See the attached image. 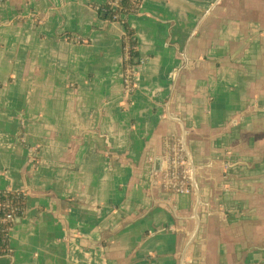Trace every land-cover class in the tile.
<instances>
[{
    "label": "crops",
    "instance_id": "1",
    "mask_svg": "<svg viewBox=\"0 0 264 264\" xmlns=\"http://www.w3.org/2000/svg\"><path fill=\"white\" fill-rule=\"evenodd\" d=\"M99 5L0 0V264H264V0Z\"/></svg>",
    "mask_w": 264,
    "mask_h": 264
},
{
    "label": "trees",
    "instance_id": "2",
    "mask_svg": "<svg viewBox=\"0 0 264 264\" xmlns=\"http://www.w3.org/2000/svg\"><path fill=\"white\" fill-rule=\"evenodd\" d=\"M142 0H114L117 6L112 12L110 7L99 5L98 13L105 15L110 21L117 22L124 15L135 13ZM140 62L137 53L136 41L130 33L122 37V72L124 80H127L126 88L132 92L131 80L134 68ZM129 83V84H128ZM26 209V196L20 191H0V256L11 253L8 245V234L14 222L5 219L7 215H12L14 219H22ZM14 220V221H15Z\"/></svg>",
    "mask_w": 264,
    "mask_h": 264
},
{
    "label": "built area",
    "instance_id": "3",
    "mask_svg": "<svg viewBox=\"0 0 264 264\" xmlns=\"http://www.w3.org/2000/svg\"><path fill=\"white\" fill-rule=\"evenodd\" d=\"M104 4L108 6L115 7L114 0H103ZM124 84L127 85V80H124ZM129 84V83H128ZM127 90V88H126ZM129 93V89L127 90ZM185 161L179 155L176 148L168 147L166 149V156H164L162 171L166 173L168 179L176 181L175 189L178 193L187 194L188 188L186 187V182L182 176L183 166ZM5 219L9 222H14V217L12 215H7Z\"/></svg>",
    "mask_w": 264,
    "mask_h": 264
},
{
    "label": "water",
    "instance_id": "4",
    "mask_svg": "<svg viewBox=\"0 0 264 264\" xmlns=\"http://www.w3.org/2000/svg\"><path fill=\"white\" fill-rule=\"evenodd\" d=\"M159 162V160H157V163ZM16 222H19V220H16Z\"/></svg>",
    "mask_w": 264,
    "mask_h": 264
},
{
    "label": "bare ground",
    "instance_id": "5",
    "mask_svg": "<svg viewBox=\"0 0 264 264\" xmlns=\"http://www.w3.org/2000/svg\"><path fill=\"white\" fill-rule=\"evenodd\" d=\"M188 186V185H187Z\"/></svg>",
    "mask_w": 264,
    "mask_h": 264
}]
</instances>
